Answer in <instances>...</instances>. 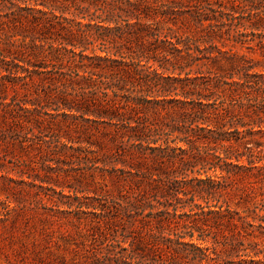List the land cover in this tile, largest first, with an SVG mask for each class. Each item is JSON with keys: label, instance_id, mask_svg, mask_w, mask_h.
Returning a JSON list of instances; mask_svg holds the SVG:
<instances>
[{"label": "trees", "instance_id": "trees-1", "mask_svg": "<svg viewBox=\"0 0 264 264\" xmlns=\"http://www.w3.org/2000/svg\"><path fill=\"white\" fill-rule=\"evenodd\" d=\"M181 12L183 28L173 17ZM127 43L138 52L126 53ZM235 48L264 58V0H0L3 160L25 166L15 150L31 149L50 115L19 97L36 79L48 85L45 98L62 89V108L109 145L107 161L91 160L109 166L116 191L89 206L105 228L93 264H234L217 262L219 246L236 264H264V247L244 240L254 226L264 235V73ZM179 55L183 64L171 65L179 72L165 75ZM39 57L60 66L25 60ZM203 59L220 69L184 72ZM243 181L235 189L250 200L254 184L262 191L240 215L226 196Z\"/></svg>", "mask_w": 264, "mask_h": 264}, {"label": "rangeland", "instance_id": "rangeland-1", "mask_svg": "<svg viewBox=\"0 0 264 264\" xmlns=\"http://www.w3.org/2000/svg\"><path fill=\"white\" fill-rule=\"evenodd\" d=\"M183 15L188 16V13H175L173 16L177 26L181 28L183 26L180 20ZM214 44L222 51L230 48L229 44L224 47L217 41ZM125 47L126 53L139 50V47L132 43L125 44ZM200 47L203 49L208 45L200 44ZM233 52L244 55V58L254 65L253 72L264 73V58L259 54H253L244 48H235ZM193 55L202 57L199 53ZM212 56L219 59L226 57L215 52ZM181 58L183 57L180 55L175 58L169 57L170 63L167 65L169 71H164V74L176 76L179 71L175 69L173 72L171 65L173 63L182 65ZM26 59L38 65L52 63L60 66L52 58ZM141 64L144 65V59ZM149 64H153L152 61ZM153 65L157 68V63ZM220 65L226 69L224 59L220 60ZM215 69H220L217 64L214 66L211 60L203 59L197 65L187 66L184 72H190V77H193L196 70L208 75ZM159 71L161 72L160 69ZM184 72L181 73V77ZM34 83H37L36 86L30 88L29 92L19 89V97L37 100L47 108L46 111L50 115L43 116L39 130H34L37 137L33 139V147L15 150L25 162V166L13 167L7 160H3L2 155L5 153L0 150V264H93L92 255L104 247L100 243L105 228L100 223L101 230H98L96 222L99 223V219L93 212H99L89 206L97 204L94 198L102 192L108 191L115 195L116 191L115 184L110 179L111 175L103 171V169L109 171V166L100 162L92 165V161H107L109 145L100 138L94 129L95 124L86 122L76 113H69L62 108L56 98L62 89L53 91L47 89L51 97L45 98L43 92L46 90H42L48 85L43 87L42 82L40 84L37 79ZM67 90L70 92V89ZM62 97L65 98L64 95ZM55 102L59 106L57 111L53 110ZM28 108L32 109V106L28 105ZM63 113H67L68 117H64ZM98 128L103 131L102 126ZM43 142L47 144L43 145ZM47 146L51 151L46 149ZM242 164H245V161H242ZM254 185V189L246 192H252L249 197L256 196V201L250 200L242 191L235 189L237 186L238 188L247 186L246 181L235 184L228 190L226 198L232 211L243 215V211L251 208L254 202H259L258 194L262 190L258 188L259 185ZM248 232H252V235L245 237V244L256 242L260 247H264L263 230H258L254 226L249 228ZM216 254L219 256L218 263L229 261L236 264L241 259L226 255L221 246L216 247ZM211 256L214 257L213 254ZM249 258L242 257L245 260ZM259 259H262V255Z\"/></svg>", "mask_w": 264, "mask_h": 264}]
</instances>
